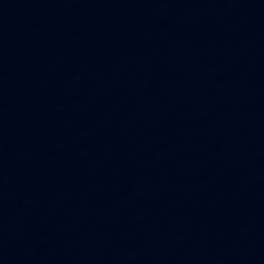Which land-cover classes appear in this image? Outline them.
Masks as SVG:
<instances>
[{
  "label": "water",
  "instance_id": "obj_1",
  "mask_svg": "<svg viewBox=\"0 0 264 264\" xmlns=\"http://www.w3.org/2000/svg\"><path fill=\"white\" fill-rule=\"evenodd\" d=\"M0 264H264V0H0Z\"/></svg>",
  "mask_w": 264,
  "mask_h": 264
}]
</instances>
